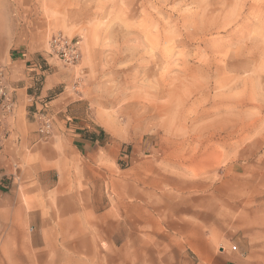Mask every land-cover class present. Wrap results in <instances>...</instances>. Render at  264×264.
Returning <instances> with one entry per match:
<instances>
[{
  "label": "rangeland",
  "instance_id": "obj_1",
  "mask_svg": "<svg viewBox=\"0 0 264 264\" xmlns=\"http://www.w3.org/2000/svg\"><path fill=\"white\" fill-rule=\"evenodd\" d=\"M8 3L27 31L42 25L66 72L56 93L118 147L117 171L103 166L118 182L77 183L79 211L54 215L53 257L0 264H225L228 252L264 264V0ZM58 32L81 39L78 64L49 53ZM189 201L203 237L173 214Z\"/></svg>",
  "mask_w": 264,
  "mask_h": 264
},
{
  "label": "crops",
  "instance_id": "obj_2",
  "mask_svg": "<svg viewBox=\"0 0 264 264\" xmlns=\"http://www.w3.org/2000/svg\"><path fill=\"white\" fill-rule=\"evenodd\" d=\"M16 5L0 0V66H5V80L15 99L14 110L3 116V126L10 134L0 155V253L31 251L49 257L56 246L55 213L79 211L74 192L79 189L77 183L110 178L117 185V174L104 175L103 166L110 161L111 171L117 169L113 161L117 163L118 147L103 141L105 131L83 110L84 102L65 91L56 93L66 72L43 50L42 25L29 32L12 19ZM39 77L43 79L40 87ZM44 104L53 122L47 138L39 131L35 112ZM180 207L173 209L176 220L190 216L187 222L196 229L194 237H203L193 218L199 214L192 209L193 202L185 210ZM190 244L199 245V241ZM218 257L225 264L247 263L236 253Z\"/></svg>",
  "mask_w": 264,
  "mask_h": 264
},
{
  "label": "built area",
  "instance_id": "obj_3",
  "mask_svg": "<svg viewBox=\"0 0 264 264\" xmlns=\"http://www.w3.org/2000/svg\"><path fill=\"white\" fill-rule=\"evenodd\" d=\"M49 53L67 65H76L82 58V41L80 38H71L63 33H55L48 42ZM46 104L36 111L40 121L39 131L43 138L51 135L52 117L46 110ZM15 99L13 92L5 80V66H0V155L10 132L3 126V116L14 110ZM236 249V247H234Z\"/></svg>",
  "mask_w": 264,
  "mask_h": 264
},
{
  "label": "trees",
  "instance_id": "obj_4",
  "mask_svg": "<svg viewBox=\"0 0 264 264\" xmlns=\"http://www.w3.org/2000/svg\"><path fill=\"white\" fill-rule=\"evenodd\" d=\"M42 80H43L42 78L40 77L38 78V87H40Z\"/></svg>",
  "mask_w": 264,
  "mask_h": 264
}]
</instances>
